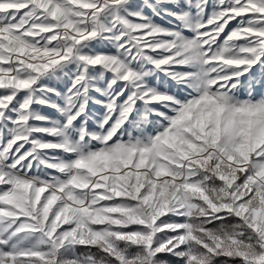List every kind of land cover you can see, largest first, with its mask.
<instances>
[{
    "label": "snow or ice",
    "instance_id": "6c2138e0",
    "mask_svg": "<svg viewBox=\"0 0 264 264\" xmlns=\"http://www.w3.org/2000/svg\"><path fill=\"white\" fill-rule=\"evenodd\" d=\"M257 86L264 0H0V264H264Z\"/></svg>",
    "mask_w": 264,
    "mask_h": 264
},
{
    "label": "rangeland",
    "instance_id": "374dc122",
    "mask_svg": "<svg viewBox=\"0 0 264 264\" xmlns=\"http://www.w3.org/2000/svg\"><path fill=\"white\" fill-rule=\"evenodd\" d=\"M255 92L257 97H259L262 93H264V88L257 86ZM241 97L244 98L245 93L242 92ZM86 253H87V249H78V254H86Z\"/></svg>",
    "mask_w": 264,
    "mask_h": 264
},
{
    "label": "trees",
    "instance_id": "16d2710c",
    "mask_svg": "<svg viewBox=\"0 0 264 264\" xmlns=\"http://www.w3.org/2000/svg\"><path fill=\"white\" fill-rule=\"evenodd\" d=\"M80 249H84V248H80ZM163 258L169 260L170 264H182L181 261H179L173 257H163Z\"/></svg>",
    "mask_w": 264,
    "mask_h": 264
}]
</instances>
